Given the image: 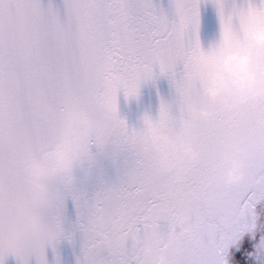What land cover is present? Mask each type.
Instances as JSON below:
<instances>
[{"label": "snow or ice", "instance_id": "snow-or-ice-1", "mask_svg": "<svg viewBox=\"0 0 264 264\" xmlns=\"http://www.w3.org/2000/svg\"><path fill=\"white\" fill-rule=\"evenodd\" d=\"M201 0H170L171 17L153 0H64V15L41 0H0V264H48L45 249L61 237L62 191L71 192L81 233L76 264H229L255 228L253 205L264 200V71L258 90L211 104L204 77L224 49L204 50L198 36ZM231 47L243 29L264 26V0H211ZM264 67V50L260 53ZM166 77L174 108L161 101L156 120L179 132L198 154L151 142L118 112V95L135 98L141 84ZM206 107L207 120L194 113ZM70 130L91 149L122 156L115 182L91 198L73 190L66 158L49 168L59 135ZM234 160L245 180L225 188ZM190 234H185V230ZM179 243L165 247L169 236ZM145 246L152 256L144 254ZM264 264V237L255 246ZM54 250V249H53ZM58 264V262H57Z\"/></svg>", "mask_w": 264, "mask_h": 264}, {"label": "water", "instance_id": "water-1", "mask_svg": "<svg viewBox=\"0 0 264 264\" xmlns=\"http://www.w3.org/2000/svg\"><path fill=\"white\" fill-rule=\"evenodd\" d=\"M235 2L237 5L246 4L247 0H226V10ZM256 2V0H254ZM153 3L170 17L172 8L170 0H153ZM43 7L49 5L58 11L61 18L64 15V0H41ZM200 26L198 36L204 50L219 43L220 24L216 7L211 0H201L199 4ZM175 90L166 77L159 76L154 81H148L140 86L139 94L135 98L125 99L123 93L118 95V112L130 127L137 129L140 126L136 122L137 115L147 113L154 119L158 116L161 101L172 104L174 108ZM124 160L122 156L113 155L110 150L91 149V158L78 165L73 172V190L88 198H91L102 187L115 182L118 174L123 170ZM65 209L62 216V226L71 239L61 237L54 246L45 249V258L48 264H76L81 257V233L77 227V216L72 200V193L65 192ZM253 205V213L258 205ZM54 249V250H53ZM4 264H17L16 258L9 255ZM29 264H35V258H29Z\"/></svg>", "mask_w": 264, "mask_h": 264}, {"label": "clouds", "instance_id": "clouds-1", "mask_svg": "<svg viewBox=\"0 0 264 264\" xmlns=\"http://www.w3.org/2000/svg\"><path fill=\"white\" fill-rule=\"evenodd\" d=\"M242 34L247 41L246 45L231 47V30L220 32L219 41L224 45V49L217 56L214 69L206 73L202 87L203 95L211 104L223 102L225 97L231 94L244 95L258 90L259 74L264 71L260 64V53L264 50V26H246ZM194 115L204 120L210 118L206 107H201ZM136 122L154 144L167 146L175 143L186 156L197 157L198 154L179 132H170L151 115L147 113L137 115ZM52 153L51 166L38 167L37 176L57 170V164L61 159L66 158L68 165L74 162L83 163L87 159L82 140L74 136L70 130H65L59 135ZM245 178L244 165L241 161L234 160L224 174L223 184L225 188H231L242 183ZM185 234H190V230L186 229ZM179 240L180 235L169 236L165 247L175 246ZM144 254L152 256V248L145 246ZM152 264H167V261L163 256H155Z\"/></svg>", "mask_w": 264, "mask_h": 264}, {"label": "rangeland", "instance_id": "rangeland-1", "mask_svg": "<svg viewBox=\"0 0 264 264\" xmlns=\"http://www.w3.org/2000/svg\"><path fill=\"white\" fill-rule=\"evenodd\" d=\"M255 228L252 233L245 234L242 245L243 251L229 249V264H257L255 246L264 237V200H259L255 208Z\"/></svg>", "mask_w": 264, "mask_h": 264}]
</instances>
